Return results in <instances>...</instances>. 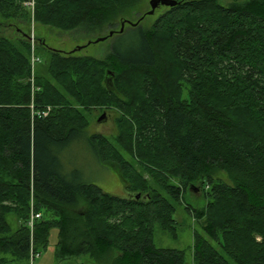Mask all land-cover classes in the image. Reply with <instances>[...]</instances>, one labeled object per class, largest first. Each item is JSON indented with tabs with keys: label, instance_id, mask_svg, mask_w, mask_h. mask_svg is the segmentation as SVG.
I'll return each instance as SVG.
<instances>
[{
	"label": "trees",
	"instance_id": "1",
	"mask_svg": "<svg viewBox=\"0 0 264 264\" xmlns=\"http://www.w3.org/2000/svg\"><path fill=\"white\" fill-rule=\"evenodd\" d=\"M21 1L0 0V18L29 22ZM172 1L150 30L123 22L103 36L136 41L112 45L105 60L45 48L46 76L31 69L43 41L32 45L20 30L14 41L0 36V264H32L30 251L40 256L52 227L58 264H187L183 251L155 247L153 226L176 237L173 203L196 183L208 191L203 209L185 207L201 225L191 264H264V0ZM134 2L34 0L32 19L89 33L111 27ZM156 65L163 88L151 81ZM128 70L138 72V86ZM128 105L117 147L86 131L87 108ZM80 141L99 163L118 167L126 197L65 165ZM31 212L40 218L30 235Z\"/></svg>",
	"mask_w": 264,
	"mask_h": 264
},
{
	"label": "rangeland",
	"instance_id": "2",
	"mask_svg": "<svg viewBox=\"0 0 264 264\" xmlns=\"http://www.w3.org/2000/svg\"><path fill=\"white\" fill-rule=\"evenodd\" d=\"M25 1L26 0L21 1L22 4L20 7L31 17L30 21L26 22L25 20L20 19L10 21L0 18V36L7 37L14 41L20 37L18 31L16 30H20L23 34L28 35L29 42L32 45H34V43H38L40 40L43 41L45 47L36 46L37 48L35 50L36 57H38L39 61L34 63V66L31 64L32 73L34 72L37 76H46L47 74L46 70L49 53L45 48L56 50L63 54L74 52L73 55L75 56H89L96 60H105L110 54L112 45L118 47L120 46L121 49L124 50L133 47L136 44V41L129 35L119 38H116L117 35H115L109 39L101 41H98L99 39L108 35L112 30L118 31L120 24H123V22L125 23V28H129V23H138L143 29L150 30L156 19L167 10L164 6H158L152 14H149L151 10V0H135L132 5L127 6L125 9H121V12L119 11L114 15L112 19L114 22L111 27L107 26V28H103L99 31L98 29H95L93 31H89L88 33L84 32L82 29L60 31L34 22L32 19L34 10L32 11L27 9L23 5ZM227 1L229 0H226V2ZM34 38L37 41H34ZM81 47H83V49H80ZM162 49L164 50V48ZM150 71L154 78L151 79V81L160 83V87L163 88V84L165 83L159 82L161 81L159 79L161 76L159 75L160 73L157 65ZM137 73L138 72L135 70L129 71L130 75L133 74L131 76V80L134 86H138ZM106 83L109 87H112L111 90L114 91L115 87H113V80L108 78ZM154 89L155 88L151 85L150 91H154ZM114 94L123 99L125 102L131 101L128 100L126 95L118 94L117 92ZM133 102H136V100ZM130 107L132 106L128 105L126 109H116L113 106H95L87 108L82 114V120L87 126L86 131L90 134L101 135L105 137L108 142L116 146L115 140H118L120 130L117 120H120L121 124L124 120L129 122L128 113L132 111ZM103 115L105 116V119L98 121V119ZM122 125H124V123ZM123 155L127 161H131L130 157L125 154ZM65 165L68 168H75L80 171L85 181L98 186L102 189V191L114 196L126 197L127 193L123 187V182L118 176V167L106 162L99 163L92 150L86 146L84 141L72 143L66 153ZM137 170L142 173L149 184H152V179L144 173L145 171L143 169L137 167ZM213 177L220 179L222 182L229 183V180L224 172H215ZM172 181L176 183L174 179ZM207 191L206 187L203 189L200 183H196L187 188L186 191L182 192V201L179 203H173L175 207L173 218L177 222L176 237H172L170 234L163 231L158 224H155L153 226V243L155 247L183 251L185 253L186 263L191 264L193 232L195 230L200 231L201 225L196 222L192 214L187 211L185 207L188 205L193 209H203L207 203V199L205 197V193ZM7 219L11 226L15 229L17 227V218L10 215L7 216ZM58 239V228H50L46 245L43 249L39 250L40 256L34 259L32 264H58L55 258ZM77 263L94 264L87 258H80L77 260Z\"/></svg>",
	"mask_w": 264,
	"mask_h": 264
},
{
	"label": "built area",
	"instance_id": "3",
	"mask_svg": "<svg viewBox=\"0 0 264 264\" xmlns=\"http://www.w3.org/2000/svg\"><path fill=\"white\" fill-rule=\"evenodd\" d=\"M23 5L29 10L33 11V9H34V1L33 0L25 1L23 3ZM37 61H38L37 59H32V62H37ZM45 115H46V113H44V116ZM39 218H40V214H36V213L31 212V214L29 216V219L26 221L25 225L29 229L30 235L33 233L35 222ZM30 241H31L30 244H31V247H32V238L30 239ZM38 257H39V253H35L32 250L30 251V261L31 262H33V260L38 258Z\"/></svg>",
	"mask_w": 264,
	"mask_h": 264
},
{
	"label": "water",
	"instance_id": "4",
	"mask_svg": "<svg viewBox=\"0 0 264 264\" xmlns=\"http://www.w3.org/2000/svg\"><path fill=\"white\" fill-rule=\"evenodd\" d=\"M175 3V1H172V0H151L150 1V6H151V10L149 12V14H152L154 12V10L158 7V6H172L173 4ZM122 27H123V24L121 26V29L120 31H122ZM112 33L109 34V36H111ZM99 40H102V39H99ZM105 119V116H101L98 121H102ZM139 196V194L136 195V198Z\"/></svg>",
	"mask_w": 264,
	"mask_h": 264
}]
</instances>
